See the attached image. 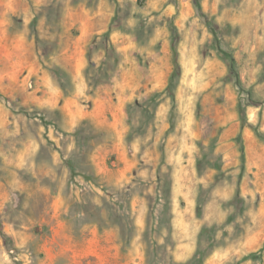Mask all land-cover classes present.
Returning <instances> with one entry per match:
<instances>
[{
    "label": "rangeland",
    "instance_id": "rangeland-1",
    "mask_svg": "<svg viewBox=\"0 0 264 264\" xmlns=\"http://www.w3.org/2000/svg\"><path fill=\"white\" fill-rule=\"evenodd\" d=\"M0 264H264V0H0Z\"/></svg>",
    "mask_w": 264,
    "mask_h": 264
},
{
    "label": "trees",
    "instance_id": "trees-1",
    "mask_svg": "<svg viewBox=\"0 0 264 264\" xmlns=\"http://www.w3.org/2000/svg\"><path fill=\"white\" fill-rule=\"evenodd\" d=\"M211 30L213 31V29L211 28ZM107 34H110V32H107ZM214 35H215V37H216V33H214ZM217 40V39H216ZM113 48V47H112ZM113 50H114V48H113ZM115 51V50H114ZM175 66H176V68H175V70H174V72H173V74L171 75V77H170V80H169V83H168V86H167V91H168V93L172 96V98L174 99V94H173V92H174V87H175V84H176V79H177V77H178V75H179V65H178V62H177V60H176V58H175ZM108 77V76H107ZM257 135H259V137H263V136H261L260 134H258V132H257ZM241 152H242V155H243V160H244V147L242 146L241 147Z\"/></svg>",
    "mask_w": 264,
    "mask_h": 264
}]
</instances>
